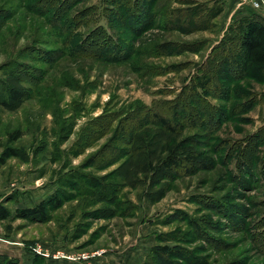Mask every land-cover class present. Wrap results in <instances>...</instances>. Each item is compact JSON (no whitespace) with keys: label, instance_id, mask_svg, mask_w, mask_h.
I'll return each mask as SVG.
<instances>
[{"label":"rangeland","instance_id":"1","mask_svg":"<svg viewBox=\"0 0 264 264\" xmlns=\"http://www.w3.org/2000/svg\"><path fill=\"white\" fill-rule=\"evenodd\" d=\"M115 1L0 0V80L26 91L19 108L0 105V202L13 215L36 206L57 191L56 173L74 170L119 186L115 202L66 189L47 222H0V255L29 264L36 247L76 259L41 264H145L177 247L189 254L171 258L177 264H264V75L232 83L231 92L218 85L207 111L189 108L187 86L236 46L218 47L236 34L229 28L259 13L235 0H143L142 24L116 18ZM215 1L224 12L210 30L175 28ZM74 34L86 40L84 53L72 54ZM107 38L118 41L120 61L99 57ZM174 111L182 126L172 135L155 113ZM190 139L213 163L146 175L168 145Z\"/></svg>","mask_w":264,"mask_h":264},{"label":"trees","instance_id":"2","mask_svg":"<svg viewBox=\"0 0 264 264\" xmlns=\"http://www.w3.org/2000/svg\"><path fill=\"white\" fill-rule=\"evenodd\" d=\"M156 1L157 0H152L150 2L152 5H155ZM114 3L117 8L113 11L116 18H128L130 20L136 19L139 23H142L139 19L142 17L141 13L143 12V9L141 11L140 4L143 5V0H118ZM137 10L140 11V14L137 13ZM223 12V5L218 1H215L214 5L211 7H204L202 10H192L189 16L185 17V20L181 22L179 21L176 24L175 28L180 29V31L186 34L207 31L214 26V21L219 18ZM146 14L150 17L149 11H147ZM179 23L181 25H178ZM63 25L60 21V29L63 27L66 28L67 24ZM233 29L236 34L231 37L228 33L227 36L229 38L225 36L218 47H225V44L228 42L235 43L236 46L234 48H223L222 52L214 55L212 58V61L215 62L214 66L208 68L207 71L200 75H194L191 78L190 83L187 85L188 90L191 92V99L188 102L190 109L195 108L193 107L194 105H199L205 111L207 106L204 105L206 107H203L202 104L208 103V98L214 96L212 90L220 89L221 86L218 85H222L223 82L229 84V87L226 89L227 91H224L228 92L231 90L230 85L232 83L238 84L248 78L252 73L256 72L264 75V18L257 13L249 12L248 15L239 19L236 28H234V26L229 28L230 31H233ZM78 36L79 35L77 34L70 35V39H68V42H71L70 48H72V54H81L87 49L86 40H84V38L81 39ZM106 40L108 42H105L107 46L103 48L101 53H99V57L110 61H120V45L118 41H113L111 38H107ZM112 50L113 52L110 54ZM262 84H264L263 81ZM25 93L26 91L10 86L8 83L0 80L1 106L10 109L19 108L25 101ZM217 98L228 101L230 97ZM173 114V117L169 118L161 113H155L156 122L159 127L164 132H168L172 135L176 133L177 126H182L175 111ZM197 117L200 123L199 126L204 128L207 122L206 119H204L200 112L197 113ZM132 131L134 132V130ZM133 132H131V135H134ZM9 137L10 141L13 142L19 140L21 134L20 132H16L10 134ZM190 140L188 141L189 145L185 147L183 146L185 142L168 145L166 149L167 153L164 157L157 159L156 161L151 160L147 163L145 167L146 175L150 174L151 176H154L163 171L168 172V174L170 172L179 173V170L185 165L198 164L204 166L213 163L212 160L206 157L202 152L196 151V143L192 139ZM106 150L104 149V152H106ZM113 152L115 153L114 149L112 152L108 153L113 155ZM227 157L230 158V156ZM108 160L106 162H108ZM187 170L188 172L192 171L191 168H188ZM55 175L57 177V179H55L57 180L56 184L58 185L57 191L36 206L17 208L13 215L10 208L6 207L4 202H0V222L11 219L47 222L48 211L50 209H59L64 205L65 197L61 192L66 189L74 190L81 196L88 197L97 202L109 203L115 202V198L119 192L118 184H114L111 181L106 182L105 177H97L92 174H82L79 170H74L69 174L67 173L59 177L58 173ZM191 222L194 224V221ZM180 251L181 250L177 247H163L162 249L155 251L151 256V259L145 264H177L174 263L176 261H172L171 258H178L182 261H187L189 254H181ZM38 261H45V259L39 255H34L32 264H41ZM188 261H190V259ZM0 264H19V261L8 258L5 255H0Z\"/></svg>","mask_w":264,"mask_h":264},{"label":"built area","instance_id":"3","mask_svg":"<svg viewBox=\"0 0 264 264\" xmlns=\"http://www.w3.org/2000/svg\"><path fill=\"white\" fill-rule=\"evenodd\" d=\"M237 3V7L240 9L243 8H251L255 11L264 10V5L261 4L258 0H235ZM32 251L35 255H39L45 258H53V259H65L71 262H74L76 259L73 256L66 254H51L41 248L33 247Z\"/></svg>","mask_w":264,"mask_h":264},{"label":"crops","instance_id":"4","mask_svg":"<svg viewBox=\"0 0 264 264\" xmlns=\"http://www.w3.org/2000/svg\"><path fill=\"white\" fill-rule=\"evenodd\" d=\"M249 10H253V9H251V8H248ZM249 10H247V12L249 11ZM256 12H258L263 18H264V10H259V11H256ZM33 259V256H32V258L30 259V263H31V260ZM29 263V264H30Z\"/></svg>","mask_w":264,"mask_h":264}]
</instances>
